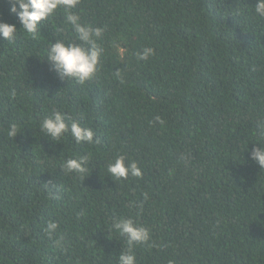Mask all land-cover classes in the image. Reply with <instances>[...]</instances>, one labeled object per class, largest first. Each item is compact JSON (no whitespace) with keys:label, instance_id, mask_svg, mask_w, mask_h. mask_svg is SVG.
<instances>
[{"label":"trees","instance_id":"1","mask_svg":"<svg viewBox=\"0 0 264 264\" xmlns=\"http://www.w3.org/2000/svg\"><path fill=\"white\" fill-rule=\"evenodd\" d=\"M256 3L79 0L33 37L0 0V22L16 26L14 39L0 38V264H117L127 243L112 226L128 217L151 234L133 249L135 264H264V169L250 158L264 146ZM67 13L104 30L83 85L46 58L57 40L82 44ZM145 47L154 55L138 60ZM54 111L95 143L51 140L40 124ZM13 123L20 131L9 138ZM118 156L141 177L112 178ZM76 157L87 158L86 173L65 172Z\"/></svg>","mask_w":264,"mask_h":264},{"label":"clouds","instance_id":"2","mask_svg":"<svg viewBox=\"0 0 264 264\" xmlns=\"http://www.w3.org/2000/svg\"><path fill=\"white\" fill-rule=\"evenodd\" d=\"M78 3L79 0H8L9 12L15 15L21 29L27 35L33 37L37 33L38 25L49 18L55 10L61 7L73 9ZM255 12L264 17V0H257ZM65 18L67 23L72 26L76 39L81 41L82 44H66L62 40H57L55 44L48 47L46 58L60 79H71L83 85L96 74L103 52L97 40L102 38L104 30L80 23L79 17L71 13H67ZM15 32V24L10 25L0 22V38L11 41L14 39ZM153 55L154 49L145 47L142 54H138L137 59L145 61ZM116 76L119 78L120 74ZM12 95H15L14 90ZM65 119L63 113L54 111L42 120L40 131L56 142L66 135H70L77 145L95 143L93 141V131L90 128L81 127L76 120L66 124ZM155 120L162 123L160 117H156ZM19 131L18 126L13 123L7 130V136L13 138ZM256 135L258 138L264 139V119L257 121ZM250 158L256 162L260 169H264V146L254 147ZM86 164L87 158L85 157L68 158L64 161L63 168L66 173L84 174L87 172ZM107 171L116 180L127 179L129 176L139 178L142 175L141 169L135 162L125 164L124 156H118L110 163ZM57 228V223L49 222L44 231L51 238ZM112 228L117 234L124 237L127 243V250L120 253L117 264H135L136 257L133 249L137 245L147 244L150 241L151 234L149 230L138 224L132 217L117 220ZM54 243L57 247L61 246L60 239H56Z\"/></svg>","mask_w":264,"mask_h":264}]
</instances>
